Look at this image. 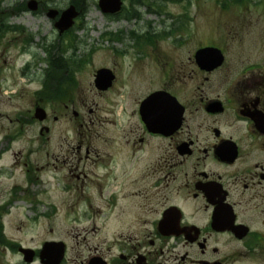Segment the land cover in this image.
I'll return each mask as SVG.
<instances>
[{"label": "flooded vegetation", "instance_id": "1", "mask_svg": "<svg viewBox=\"0 0 264 264\" xmlns=\"http://www.w3.org/2000/svg\"><path fill=\"white\" fill-rule=\"evenodd\" d=\"M225 10L241 23L251 9ZM258 21L199 41L179 64L171 46L183 53L189 40L172 44L165 30L130 39L133 54L99 68L114 75L106 90L94 85L101 103L77 108L68 79L52 99L44 87L35 93L0 145V161L10 152L13 160L0 168V264L54 262L57 243L60 264H264V29L251 34ZM56 103L72 123L66 133L51 125L62 119ZM38 107L44 122L34 119ZM36 124L27 147L12 150ZM56 217L83 234L11 236L36 234Z\"/></svg>", "mask_w": 264, "mask_h": 264}, {"label": "rangeland", "instance_id": "2", "mask_svg": "<svg viewBox=\"0 0 264 264\" xmlns=\"http://www.w3.org/2000/svg\"><path fill=\"white\" fill-rule=\"evenodd\" d=\"M28 1L0 0V23L5 26V31L0 33V145L5 137L14 135L18 131L19 125L16 119L19 114L30 113L36 99L35 93L40 92L43 87L45 70L49 68L46 58L47 48L50 46L52 51L56 52L54 60H57L58 47L61 46V52L68 63L67 69L72 71V77L76 81L74 87L71 88L72 103L82 109L81 105L84 102L92 103L94 100L95 103H101L94 93V77L97 70L103 66L114 67L115 62L118 61L115 58L116 55L134 53L131 48L133 43L129 38L132 32L139 35L140 39H144L146 38L144 35L149 31V38H151L154 33L158 34L161 30H165L171 33L169 37L172 44L173 40H189L190 45L183 53L179 48H176L178 50L176 51L171 46V54L179 64V57L182 54L194 49L199 41H203L200 44L210 43L212 39L216 41L218 36H223L220 31H226L224 32L226 37L231 30L243 28L241 24H259L258 20H260V26L251 34H257L259 29H264V16L262 15L264 4L260 5L258 3L260 0H242L244 4L237 3V0H141L139 4H136L137 0L135 6L138 15L129 19H127L128 14L124 15L126 11L116 19L110 18L100 10L99 0H85L82 17L77 20L69 33L60 36L55 28V21L47 17L46 10L40 9L37 15L11 13L17 4L27 5ZM37 1L40 2V8H52L59 11L66 10L71 5V0ZM124 6L131 8L133 6L131 0H125ZM149 7L159 8L160 15H150ZM227 7L242 10V13L238 12L240 16L244 13V7L251 9L246 15L249 21L245 18L243 22L236 23V18L230 15L232 12L228 13L229 10H225ZM177 18H182L184 24L178 23L180 20L176 21ZM245 32L242 34L244 35ZM118 36L121 39L117 40ZM242 37L248 39L246 35ZM27 64H30L29 71L23 75L21 72ZM69 74L70 71L66 70L65 77L61 78V81L57 80L61 88L60 90L56 88L59 94L63 92V87H66V90L70 87ZM63 82H65L64 86L61 84ZM70 83L72 85V82ZM174 89L177 91L178 86ZM54 90L55 88L45 87L43 90L45 98L52 99L51 93ZM62 99L63 97L60 101ZM55 106L58 109L55 115L62 119L58 123L52 122L51 125L55 128L56 134L66 133V129L70 128L72 123L68 122V118L62 117L65 113L62 103H56ZM72 110H69L68 117L77 127L78 122L74 119ZM48 113L52 114L50 110ZM82 114L87 115L86 112ZM38 132V124L26 127L25 137L18 139L12 150L18 151L26 148L27 141ZM11 154L10 152L1 158L0 168L10 166L13 162ZM0 182L5 183L3 180ZM14 215L12 222L17 227L22 214L15 212ZM27 227L23 229V232H28ZM51 229L54 230L53 233ZM37 234H57L58 239L67 240L68 234L83 233H78V231L72 233L70 222L62 217H56L50 221L43 220L36 234H11V236L26 242H31L29 240L34 237L36 242L34 235Z\"/></svg>", "mask_w": 264, "mask_h": 264}, {"label": "water", "instance_id": "3", "mask_svg": "<svg viewBox=\"0 0 264 264\" xmlns=\"http://www.w3.org/2000/svg\"><path fill=\"white\" fill-rule=\"evenodd\" d=\"M99 6L104 13L115 14L121 10L122 0H100ZM28 7L32 11H37L38 3L36 1H31L28 4ZM58 14H59L58 11H50L48 16L52 19H55L58 16ZM78 16H79V13L76 11L75 7H71L68 10H66L62 14L61 19L56 23V28L59 30L60 34H63L66 31H68L70 28H72L75 23L74 21ZM105 76H106V71L99 72L98 81H97L98 83L97 86L99 88H101L103 81H104V79L102 78ZM36 118L39 119L40 121H43L46 118L45 111L42 109H38L36 112ZM59 246H62V245L60 244ZM63 254H64V249L59 251L58 261L61 259V256H63Z\"/></svg>", "mask_w": 264, "mask_h": 264}, {"label": "trees", "instance_id": "4", "mask_svg": "<svg viewBox=\"0 0 264 264\" xmlns=\"http://www.w3.org/2000/svg\"><path fill=\"white\" fill-rule=\"evenodd\" d=\"M131 1H132V5H135V2L137 0H131ZM139 1H141V0H138V3H136V4H139ZM84 3H85V0H71V4L75 5L77 8H79L81 10L84 9L83 8ZM26 9H27L26 4L23 3V4H17L13 10H17V12L21 13L23 11H26ZM83 12H84V10H83ZM128 16H129L128 18L134 17L133 14H128ZM4 31H5V26H3L1 24L0 33L4 32ZM61 50H62V48H61V46H59L58 47L57 60H54V56L56 55V52L52 51L51 46L47 48V54H48L47 62H48L49 68L45 70V80H46L48 87L49 88H58L59 90L61 89L59 81H61V78L65 77L64 73H65L67 66H68V63L64 57L63 52H61ZM57 80H59V81H57Z\"/></svg>", "mask_w": 264, "mask_h": 264}]
</instances>
